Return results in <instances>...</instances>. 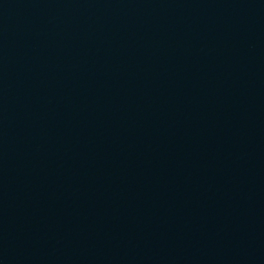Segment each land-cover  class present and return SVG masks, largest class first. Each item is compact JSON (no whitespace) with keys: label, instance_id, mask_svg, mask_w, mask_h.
<instances>
[{"label":"water","instance_id":"95a60500","mask_svg":"<svg viewBox=\"0 0 264 264\" xmlns=\"http://www.w3.org/2000/svg\"><path fill=\"white\" fill-rule=\"evenodd\" d=\"M0 264H264V0H0Z\"/></svg>","mask_w":264,"mask_h":264}]
</instances>
